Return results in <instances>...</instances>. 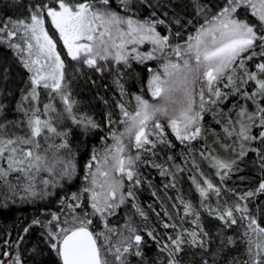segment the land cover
<instances>
[{
  "label": "snow or ice",
  "instance_id": "obj_1",
  "mask_svg": "<svg viewBox=\"0 0 264 264\" xmlns=\"http://www.w3.org/2000/svg\"><path fill=\"white\" fill-rule=\"evenodd\" d=\"M139 3L153 7L149 17L138 18L131 7L133 0H119V11L113 10L111 0H35L26 18L0 21V42L7 43L14 51L29 74L30 85L22 92L21 101L17 104V110L24 113L30 135L0 137V159L8 162L7 170L0 169V180L7 183L14 194H19L18 189L22 191V200H35L50 195L46 191L49 186L55 188L60 180L71 179L76 173L71 153L65 158L56 154L59 149L68 148L66 142L60 145L49 143L42 148L36 141L45 129L48 133L56 132L50 120L42 119L56 109L50 103H44L42 109L38 106L42 95L40 89H44L50 98H53L52 94L58 95L69 115H72L76 104L68 91L67 61L58 47L61 43L67 57L76 62L77 71L80 65H84L96 72L114 69L119 73L118 66L121 64L130 68L132 61L144 65L146 61L155 60L157 68L147 66V85L152 100L156 102L152 103L137 94L133 97L134 105L131 102L118 103L120 119L117 123L122 129L111 131L112 143L105 144L102 150H94L86 165L82 193L87 194V207L92 211L85 209L78 213L76 210L83 208L81 194L73 193L68 199L74 203L66 204L69 211L63 219L59 214L52 213L47 220L33 219L32 225L43 230L45 241L56 253L59 264H129V255L142 257L144 237L139 234L132 219H127L122 230L113 228L107 222V217L115 215L116 209L126 200L132 201L136 213L146 216L135 202L134 191L141 185L137 171L139 163H149L142 158V154L155 155L157 144L173 147L165 135L167 129L171 130L176 141L190 145L202 136V114L211 105L223 103L230 95L239 94L243 99L252 101L256 110L249 112L240 105L237 119L233 121L229 118L230 126H225L223 131L239 143L237 159H242L249 150L257 153L262 170L258 186L238 194L231 205L224 201L212 207L205 202L213 195L220 198L221 187L202 172V183L195 177L192 183L199 194L200 207L206 208L210 216L220 220L225 227H243L242 243L246 258L233 257L228 264H264V219L258 221L250 213L247 203H243L264 193V151L248 147L256 140L264 144V130L259 136L252 135L253 127L264 129V106L259 102L264 100V60L255 64V71H249L246 66V61L257 56L264 57V0H225L224 6L210 18L206 16L205 22L182 44L173 43L169 35L158 31V26L167 22L157 15L151 0H139ZM193 4L197 15L204 12L197 0H193ZM240 9L249 10L258 23L239 18ZM49 23L55 33L50 32ZM144 45H150V50H142ZM114 83L122 97L127 95L120 79ZM220 84L229 91H224ZM249 85H254L251 92L242 87ZM25 103L29 104L28 108L24 107ZM2 108L3 105H0ZM165 120L167 129L163 123ZM73 121L82 125L85 131L98 127L87 116L79 119L73 116ZM111 123L113 121L109 119ZM51 149L56 151L49 156ZM201 156L216 170L222 182L236 170L237 159L223 160L203 152ZM168 159L173 158L169 156ZM151 166L160 169L161 176L171 175L165 164L153 161ZM193 166L200 171L194 161ZM9 172L21 173L22 185L8 183ZM41 173H47V178ZM125 181L128 182L126 191ZM39 184L43 187L38 188ZM171 186L175 187V184ZM60 203L65 205V200ZM180 205L183 216L178 214L177 218L182 221L181 224L162 221V227L174 229L175 235H169L168 242L162 246L157 241L159 251L167 257L166 264H181L178 257L185 245L205 253L208 251L206 238L209 234L200 223V212L183 198ZM173 207L177 205L173 204ZM97 216L102 223L101 230H95L93 217ZM165 216L172 219L167 212ZM188 217H191V229L183 227V221ZM32 225L24 228L25 234ZM147 236L153 240L156 238L154 230L148 231ZM22 240L23 237H20ZM221 243L223 245L224 242ZM227 244L235 245L236 241L228 237ZM32 252L35 256L41 255L38 247ZM2 255L9 257L8 252ZM0 264H5V261L0 260ZM9 264H22L20 256L17 254ZM202 264H209V261L204 259Z\"/></svg>",
  "mask_w": 264,
  "mask_h": 264
},
{
  "label": "trees",
  "instance_id": "obj_2",
  "mask_svg": "<svg viewBox=\"0 0 264 264\" xmlns=\"http://www.w3.org/2000/svg\"><path fill=\"white\" fill-rule=\"evenodd\" d=\"M197 2L204 9L200 15H197L193 0H151L157 15L167 22L166 25H159L158 31L164 35H169L173 43L182 44L190 33L205 22L206 16L210 18L212 14L224 6L225 0H197ZM34 3L35 0H0V21H5L8 18L14 20L26 18L29 7ZM111 7L113 10L119 11V0H111ZM131 7L141 19L149 17L153 11V7L140 4L139 0H133ZM241 11L245 14L244 16H240ZM120 14L124 15L123 12ZM239 18L257 23L246 9L239 10ZM177 20L179 23H176ZM177 32L180 35H176ZM256 51L258 52L259 49ZM65 60L67 61V59ZM262 60L264 57L257 56L246 61L248 70L255 71V64ZM68 63L71 65L73 61L70 60ZM147 66L156 68L157 63L145 62L144 65H141L132 61L130 68H125L121 64L118 66L120 68L119 73L114 69L108 70L101 77L96 75L94 77L77 75L68 77L67 75L68 91L76 100L73 113L69 115L65 111V107L56 105V111L51 113V119L53 126L60 133L65 132L67 134L68 150L73 156L76 173L70 180L64 181L50 195L41 200L31 203L9 204L3 197H0V260H4L5 264H9V261H12L17 254L20 256L22 264H59L56 253L50 249L45 241L43 230L32 225V220L35 218L50 219L52 213L59 214L63 219L65 213L69 211L66 204L74 203L68 199L73 193L81 194L83 208L77 209L78 213L85 209L88 212L92 211L91 208L87 207L85 199L87 194L82 193V188L85 185L84 176L87 171L86 165L90 162L94 150L101 149L102 145L110 139L111 131L115 130L114 122L115 120L118 122L120 119V110L117 104L123 102L114 81L116 79L121 80L128 97L135 103L133 97L137 94L144 95L141 89L147 90L149 77ZM95 73L97 72L95 71ZM28 76L29 74L21 65L14 51L7 46V43L0 42V105H3V108L0 109V125L3 126L0 127V137L16 138L24 128L26 119L24 113L17 110V104L21 101L22 92L30 87ZM219 86L223 89V84ZM242 87L249 92L254 90V85ZM223 90L229 91V89ZM259 102L264 106V100H259ZM240 105L245 106L249 112L256 110L252 101L243 99L239 94L230 95L223 103L211 105L209 110L202 114L204 117L201 121L202 136L196 141L191 142L190 145L181 144L166 128L165 135L174 146L170 148L166 145L157 144L156 149H154L155 155L151 153L142 154V158L149 163H139L137 171L141 185L135 187L134 191L136 194L135 202L145 212L146 216L141 217L132 207V201L126 200L123 205L116 209L115 215L107 217L108 224L118 230L123 229L130 217L139 229V234L144 237L142 257L129 255V264H166L167 257L159 251L157 241L162 246L164 242H168L169 235H175L174 229L162 227V221L182 223L177 218L178 214L183 216V207L180 205L181 198L197 208L200 212V223L209 234L206 238L208 240L207 253L199 248L185 245L184 251L178 257L181 264H202L204 259H207L209 264H213V262L214 264H228L233 257L246 258L244 256L245 245L242 243L243 227L239 225L225 227L220 220L210 216L206 208L200 207V197L192 183L193 177L202 183L200 178V172H202L215 185L221 187L220 198L213 195L210 200L205 202L212 207H215L218 202L223 203L224 201L231 205L236 201L238 194L254 190L258 186L262 170L256 152L249 150L242 159L226 155L227 149L225 147L236 138L228 137L223 128L230 126L228 125L229 118L233 121L237 119L236 114L240 111ZM38 106L41 108L42 100ZM24 107L28 108L29 104L25 103ZM73 116L77 119L81 116L90 117L98 127L85 131L82 125L73 121ZM109 119L113 123L109 124ZM121 129L122 126L119 125V130ZM262 130L264 129L253 127L252 135L259 136ZM253 147L264 151V144L259 140L251 143L250 148ZM202 152L223 160L237 159L236 170L232 171L222 182L216 175V170L209 166L207 160L202 158ZM169 156L173 159L169 160ZM153 161L165 164L171 175L161 176L160 169L151 166ZM193 161L199 166L200 171H197L193 166ZM173 183L175 187L171 186ZM127 187L128 182H126L125 191ZM153 192L156 193L155 196H153ZM62 199L65 200V205L60 203ZM243 203H247L250 213L258 221L264 219V193L257 194ZM173 204H176L177 207L174 208ZM165 212L171 216V220L165 216ZM93 219L95 230H101L100 218L97 216ZM190 221L191 217L185 218L183 227L186 229L193 228ZM30 225L32 226L29 232L25 234L24 228ZM153 230L155 240L147 236V232ZM20 237H23L22 241H20ZM228 237H233L236 244L228 245ZM221 241L224 242L223 245ZM37 247L41 250L39 256L33 255L32 252V249ZM4 252H8L9 257H4L2 255Z\"/></svg>",
  "mask_w": 264,
  "mask_h": 264
},
{
  "label": "rangeland",
  "instance_id": "obj_3",
  "mask_svg": "<svg viewBox=\"0 0 264 264\" xmlns=\"http://www.w3.org/2000/svg\"><path fill=\"white\" fill-rule=\"evenodd\" d=\"M248 12L250 13L249 10H248ZM240 14H241L240 16H244L245 15V14H243V11H241ZM252 18L255 20V17H252ZM257 23H258V21H257ZM47 27L49 28L50 32L55 33V30L52 29L50 23L47 25ZM56 38L58 39V36ZM58 47H59V49L62 52V56L65 59H67L68 77H73L75 75L80 76V77L81 76L94 77L95 75L98 76V77H101V76H104L107 73V71H108L107 69L105 71H103V72H97V73H95V70L89 69V68H87L84 65H80L79 66L80 70L77 71L76 62L75 61H73V64H71V65L68 63V61H70V58L67 57L66 50L63 49L62 43ZM150 48H151L150 45H144L143 48H142V50H150ZM146 62H156L157 63V66H158V62L155 61V60H153V61H146ZM101 63H104V62H101ZM117 90H118V93L120 95V99H121V101L123 103L127 104V103L131 102L133 105L135 104L132 101V99H130L128 97V95H125V96L122 97L120 90L118 88H117ZM141 90H142V92L144 94L143 96L146 99H148L152 103H155L156 102V101L152 100V97H151L150 93L148 92V86H147V90H145V91H143L144 89H141ZM40 92L42 93V95H41V100H42L41 109L43 108V104L44 103H50L52 105V107L55 108V109H56V105H59V107H65L64 104H63V102H62V100H61V98L58 95L52 94V97L53 98H50L49 95L45 92L44 89H40ZM197 99H198V97H197ZM51 113L52 112H50L47 117H42V119L50 120L51 121V124L53 126V122H52V119H51ZM163 123L165 124V127L167 128L166 120L163 121ZM23 127L24 128L21 130V133H19L20 135L18 137H24V136L30 135V132H29V129H28V126H27L26 121L24 122V126ZM114 127H115V130H119V124L117 123L116 120L114 122ZM168 130L171 133V130L170 129H168ZM64 134H66V133L65 132H61L60 133L57 129H56V132L55 133H48L47 130L45 129L42 132L41 136L36 138V141H37V143L41 144L42 148L43 147H46L49 143L50 144H54V145H60L61 143H64V142L67 143V137H66L67 134L66 135H64ZM235 141L236 140L232 141L230 143V145H227V147H225L227 149L226 150L227 151L226 152V155H228L230 157H233V158L235 156L237 157V153L240 151V145H239V143H236ZM111 143H112V140L109 139L108 141H106L105 144H109L110 145ZM105 144H103L102 145V148L99 149V150H102L103 147L105 146ZM250 145H248L249 148H250ZM24 147L27 148L28 146H24ZM233 149L235 151H233ZM54 151H56V149H51L49 151V156ZM69 153H71V152L68 150V148L67 149H63L62 148V149H59L58 152H56L57 156L60 157V158L67 157L69 155ZM71 158H72V161H73L72 154H71ZM0 169H4V170H7L8 169V162H7L6 159H0ZM40 175L42 177L47 178V173H41ZM67 180H70V179L65 178L63 180H60L59 184L56 187H59L64 181H67ZM126 182L127 181H125V185H126ZM8 183L13 184V185H22V183H23V176H22V174L21 173H18V172H9L8 173ZM37 187L38 188H42L43 185L42 184H39ZM55 188L49 186L46 189V191H48L51 194ZM18 192H19V194H14L9 189L8 184L5 183L3 180H0V197H3L6 200V202L9 203V204L31 203V202L36 201V200H41V199L22 200L21 199V196H23L24 193L22 191H20L19 189H18Z\"/></svg>",
  "mask_w": 264,
  "mask_h": 264
}]
</instances>
